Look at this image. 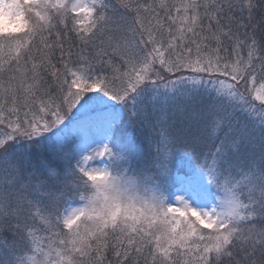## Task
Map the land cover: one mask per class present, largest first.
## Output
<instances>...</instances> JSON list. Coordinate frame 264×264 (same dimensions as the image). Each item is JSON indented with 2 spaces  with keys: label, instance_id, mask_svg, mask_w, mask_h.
<instances>
[{
  "label": "snow or ice",
  "instance_id": "obj_1",
  "mask_svg": "<svg viewBox=\"0 0 264 264\" xmlns=\"http://www.w3.org/2000/svg\"><path fill=\"white\" fill-rule=\"evenodd\" d=\"M0 264H264V0H0Z\"/></svg>",
  "mask_w": 264,
  "mask_h": 264
},
{
  "label": "rangeland",
  "instance_id": "obj_2",
  "mask_svg": "<svg viewBox=\"0 0 264 264\" xmlns=\"http://www.w3.org/2000/svg\"><path fill=\"white\" fill-rule=\"evenodd\" d=\"M258 86V85H257Z\"/></svg>",
  "mask_w": 264,
  "mask_h": 264
}]
</instances>
